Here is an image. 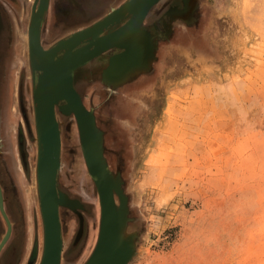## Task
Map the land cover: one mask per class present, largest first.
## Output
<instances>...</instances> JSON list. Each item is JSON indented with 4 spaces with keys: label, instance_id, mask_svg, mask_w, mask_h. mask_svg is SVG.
Wrapping results in <instances>:
<instances>
[{
    "label": "rangeland",
    "instance_id": "obj_1",
    "mask_svg": "<svg viewBox=\"0 0 264 264\" xmlns=\"http://www.w3.org/2000/svg\"><path fill=\"white\" fill-rule=\"evenodd\" d=\"M31 1L0 0V82L12 135L21 128L27 136L40 231L34 74L26 38ZM94 1L93 10L67 25L50 10L43 45L90 25L118 0ZM170 7L181 14L169 20ZM149 14L154 17L143 19V28L160 36L172 27V38L155 48L150 70L126 75L113 96L86 62L73 79L103 132L102 157L127 206L123 236H132V248L125 264H264V0H160ZM153 66L151 77L142 78ZM59 108L58 186L81 204L77 211L59 206L60 264H83L97 241L99 196L74 115ZM113 197L119 206L115 190ZM110 247L101 264L112 262Z\"/></svg>",
    "mask_w": 264,
    "mask_h": 264
},
{
    "label": "water",
    "instance_id": "obj_2",
    "mask_svg": "<svg viewBox=\"0 0 264 264\" xmlns=\"http://www.w3.org/2000/svg\"><path fill=\"white\" fill-rule=\"evenodd\" d=\"M132 1L133 0H126L122 4H120L119 7H117L118 12L116 13L117 15L115 17H112V12L108 13L107 15L95 21L91 25L79 29L75 32H72L67 37L56 41L54 44L47 48H44L41 43V28L49 0H40V5L38 9H32L28 23V45L30 47V50L29 48L28 50L32 61L33 74L35 76V73L39 72V76L40 74L43 75L49 67L51 70H54V65L57 66L58 72L61 70L63 71V74L65 75V78L63 80L66 84V88L64 90L59 91V93L56 95L57 98H55L54 101H58L62 97L66 96L65 93L67 92L65 91H68L72 101L75 104L74 111L77 117L75 118V121L78 128L81 149L86 160L89 174L92 176L98 191L100 203V225L97 241L92 253L89 255V257L83 264H100L99 261L101 259V253L104 250L103 247H105L108 242L112 245L114 249L112 253L113 260L111 264H125L126 260L131 255V243L122 242V240H120L121 236L124 237L122 232L123 229H125V223L127 218V206L122 198L123 196L118 185L119 180L117 177H113V175L107 169L106 163L102 157L103 132L96 123L93 109H88L83 103L80 93L74 86L73 79L75 70L79 66L84 65V62L86 60L93 58L94 56L100 54L101 52L110 47L125 48L126 50L129 47H137V49H135L137 52L135 57H132V54H130V58H128V60L126 61L127 63L125 61L123 62V67H132L128 69V74H132L134 72L139 71V69L136 70V68H140L143 59H139L141 57V48L140 43L136 40H144L142 44L144 43L146 45L145 41L148 37L147 35H149L147 33L149 32L146 30L148 29V27H142L143 19L148 9L157 0H146L143 8L139 10L136 15H133L134 10L131 4ZM182 1L187 3L191 0ZM180 14L181 10L177 7H170L165 13L169 20L172 19V17ZM123 16H125L124 18H126L128 21L126 20L127 22L122 25V27H120L116 31H113L115 33H109L111 34L110 37L112 36L111 38H109L110 41L105 42L103 46L95 48L90 52L83 53L86 58L80 60L78 63H76V61L79 56H76L77 58L74 59L71 58V60L69 59L67 61L65 55L63 56L61 53L58 52L69 40L71 42L78 41L79 37L77 38V36L82 32L89 31L98 25L100 27H106L110 25L111 21L115 18L118 17L117 21H119V19ZM117 21H115L114 23H116ZM123 28H125L126 30L125 35L114 39V35L118 32H121ZM134 43L136 45H134ZM32 51L34 54L32 53ZM114 57L115 56L110 58L109 63ZM115 65L118 68L119 64ZM117 70L119 72H117V77L119 79L121 76L119 77L118 74H120L123 69L119 68ZM108 75L110 76L111 73H109ZM102 77L104 78L105 75ZM115 79H112V81ZM105 81L111 82V79H107L105 77ZM36 88L39 89V80L36 85ZM36 88H34V93L32 92V96L35 99V129L37 140L36 180L38 184V193L40 198L41 216L43 221L44 232L43 255L39 264H60L61 242L58 239L59 245L57 247L53 246V238L49 231V222L51 221V223L53 224L56 236H60L61 225L59 219V206H67L73 209L74 211H77V208L81 207V204L78 200L70 198L65 192L61 191L58 186L60 156L59 123L56 121L55 118L54 101H52L47 107L50 128L45 127V125L43 124L41 120L40 109L41 99L37 93L38 89ZM49 132L50 134L52 132V136H49ZM58 188L61 194L60 199H58ZM113 190L117 191L120 196L119 206H117L114 202ZM114 233H117V236L119 234V240L116 239V234ZM131 237V235H128L124 238L131 242ZM52 253H55L54 259L52 260L53 262H51ZM106 257L104 258L106 259Z\"/></svg>",
    "mask_w": 264,
    "mask_h": 264
},
{
    "label": "flooded vegetation",
    "instance_id": "obj_3",
    "mask_svg": "<svg viewBox=\"0 0 264 264\" xmlns=\"http://www.w3.org/2000/svg\"><path fill=\"white\" fill-rule=\"evenodd\" d=\"M93 1L92 0L91 1L90 0H86V1L85 0H49L46 14H48L49 11L53 9L54 13H56L59 24L67 25L70 23V21H77L80 15L84 13L87 14L88 11L93 10L94 7L91 8L90 6L97 5V2L95 1L93 2ZM110 1L113 0H107L106 3H104L103 1L100 2V4L101 3L105 5L108 3L110 4ZM124 1L126 0H118L116 2H112V4H110V6L107 7V10L92 23L107 15L109 11H111L118 5L122 4ZM159 1L160 0L155 1L148 9L144 17L145 23L149 20V16H151V19L154 17L153 15L149 14V11L152 8V6L155 3H158ZM32 2L33 0L31 1V6H32ZM125 20L126 18H124L120 22H116L112 25L110 24V27H108V29L104 31H102L103 30L102 29L98 34H96V36H101L102 34H105V32L109 31V29L112 30L118 28L125 22ZM92 23H90V25ZM123 30L124 29H122L121 32ZM146 30L152 36V42L154 47L157 33L154 32L153 29L151 28H148ZM70 33L59 37L58 40L68 36ZM163 37L164 38L162 39L161 37H158L156 44V51L157 49H159L160 43L166 42L165 41L166 39L168 41L172 38V27L169 30L166 29L165 35ZM26 38L28 41V34L26 35ZM41 43L43 45L42 28H41ZM85 43H86L85 41L80 42L78 44V47L84 45ZM43 47L46 48L44 45ZM119 51L120 48L110 47L104 50L103 52H101L100 54L94 56L93 58L86 60L85 62L87 64L95 66V68H93L92 71L91 69L89 70L90 74L93 77L94 76L102 77V70L106 67L108 63L103 64L102 66H97V65L107 62L111 55L116 54ZM153 69L154 66L152 67L150 73L147 74L150 76L142 75L144 76L142 78L148 79L149 77H151V74L153 73ZM36 78L38 79V76L35 75L33 89L34 86L36 88L37 85ZM99 83H100V88L102 87L101 89L103 91L105 90L104 92L109 93L110 96H113L112 90H114V88H111L108 85L101 83V81H99L98 84ZM4 94H5V90L3 89L2 83L0 82V264H38L40 263L39 260L41 261L43 255V221L41 216V228L39 231V226L36 227L37 224L34 223V218H33V204H34L33 196H32L33 174H32V164L31 162H28V159L30 160V156L28 157V152H27L28 149L26 148L27 136H25V133H23L21 128L19 134L16 135L17 131L14 130L13 131L14 135H12V126L14 121H12L9 118V115L7 113V107L3 100ZM134 95L138 96L140 94L134 93ZM17 103L20 114H22L21 112L22 104L20 103L19 89L17 93ZM56 104L59 105L62 104L57 102L54 103L55 118L57 121ZM121 107L122 106L120 105V108ZM121 109L122 110L124 109L123 111L125 112L124 107H122ZM126 109L128 111L129 110L131 111L130 105L129 107L127 106ZM32 113L34 117L33 105H32ZM61 148H62V144H61ZM35 174H36V161L34 165V175ZM35 178L36 177L34 176V180ZM37 200H38V194H37ZM37 203L39 207L40 206L39 200L37 201ZM40 215H41V211H40ZM34 230L37 233V236H35V238H34V234H35Z\"/></svg>",
    "mask_w": 264,
    "mask_h": 264
},
{
    "label": "bare ground",
    "instance_id": "obj_4",
    "mask_svg": "<svg viewBox=\"0 0 264 264\" xmlns=\"http://www.w3.org/2000/svg\"><path fill=\"white\" fill-rule=\"evenodd\" d=\"M145 2H146V0H133L131 2L133 10H134V14L133 15H136L139 12V10H141L143 8ZM36 3H37V6H36ZM39 5H40V0H33L32 6H31V10H30V15H31L32 9L34 8L35 10H37ZM117 7H119V5ZM117 7H115L114 9H112L111 11L108 12V13L112 12L111 13L112 17H115L117 15L116 14L118 12L117 11V9H118ZM30 15H29V19H30ZM124 17L125 16H123L121 18L119 17L120 18L119 21H117V18H118L117 17L114 20H112L110 24L111 25H112V23L114 24L115 21L120 22L121 20L124 19ZM126 20H125V22L122 25H124L128 21V20L127 21ZM28 23H29V21H28ZM122 25L119 26L116 29H112L111 31H106L105 34H102L101 36H96V34H98L102 29H103L102 31H104V30L108 29V27H110V25L106 26V27L105 26L100 27L98 25V26L94 27L93 29H91L89 31L82 32L81 34H79L77 36V38L79 37L78 41H75V42L72 41L71 42L69 40L68 42H66V44L58 52L61 53L63 56L65 55L67 61L69 59L71 60V58L74 59V58H77L79 56L77 61H76V63H78L80 60L86 58L83 53L90 52V51H92L95 48L103 46L105 44V42L110 41L109 38L112 37V36L110 37V35L112 33H115L113 31H116L117 29L122 27ZM123 29L124 30L122 32L116 33L114 35V39L117 38V37L119 38V37H122V36L125 35L126 30H125V28H123ZM109 33H111V34H109ZM27 34H28V28H27ZM147 36L148 37L146 38V41H145L146 45L144 43L142 44V42L144 40L143 41L142 40L138 41L139 39L136 40L137 42L140 43V48H141V57L139 59H141V60L143 59V61H148L149 57H151V54H152V51H153L152 38L150 37V35H147ZM28 40H29V36H28ZM82 41H85L86 43L84 45L78 47V44L80 42H82ZM27 45H28V41H27ZM134 45H136V44L134 43ZM141 45H143V46H141ZM28 48L30 50L29 45H28ZM130 49H132V50H130ZM135 49H137V47H129V48H127V50L125 49L121 53H118V54L114 55L115 57L110 61V63L108 62L109 64H107L106 67L102 70V76L105 75V77L107 79L109 78L111 80L117 78V72H118L117 69H119L120 66L118 65V68H117V66L115 64H118L120 60L121 61L123 60V61L126 62L128 60V58H130V54H132L131 55L132 57H135V55L137 53ZM32 53H33V51H32ZM78 54H80V55H78ZM141 63H143V62H141ZM106 68H107V70L109 72L106 70ZM130 68H132V67L129 66V67H126L125 69H123L121 71L122 74L121 73L118 74L119 77L121 76V77L124 78L126 75H128V73H126V72ZM137 69H139V68H136V70ZM55 71H57V66L54 65V70H51L50 67H49L48 70L43 75L40 74V76H39V72L35 73V75L38 76V79L36 78V83H38V80H39V89L38 88H36V89H38L37 93H38V95H39V97L41 99V103H40L41 120H42L43 124L45 125V127H47V128H50V121H49V116H48V112H47V107L52 101L55 100V98H57L56 95L59 93V91L60 90H64L66 88V84L64 83V80H63L65 78V75L63 74V71L62 70L59 71V72L58 71L55 72ZM111 71H113V73H111ZM109 73H111L110 76L108 75ZM105 77L103 79H105ZM111 77H113V78H111ZM34 78H35V76H34ZM70 81H71V72H70ZM34 88H35V86H34ZM33 91H34V89L32 90V92ZM65 92H67V93H65ZM65 92L64 93H65L66 96L62 97L58 101H54V103L57 102V103H61L62 104V105H60L59 109H61L62 111L64 110L63 112H64V114L66 116L71 114V115H74V118H77L76 117V113L74 111L75 104L72 101L71 96L68 93V91H65ZM33 106H34V126H35V99L34 98H33ZM57 128H58V126H57ZM35 135H36V129H35ZM49 136H52V132H51V134L49 132ZM36 145H37V140H36ZM60 152H61V139H60ZM60 159H61V155L59 156V167L61 166L60 165ZM36 165H37V152H36ZM58 173H59V171H58ZM35 177H36V174H35ZM34 182H35L34 183L35 187L37 189V194H38V199H39V204H40V198H39V193H38V184H37L36 178H35ZM60 195L61 194L59 193V190H58V199H60ZM40 211H41V205H40ZM99 225H100V223H99ZM49 231H50V234H51V236L53 238V246L57 247L59 245V240H60V242H61L60 243V247H61L60 248V250H61L60 251V255H61L62 247H63V239H62L61 233H60V236H56L55 228H54L53 224L51 223V221L49 222ZM98 231H99V229H98ZM122 233H124V229H123ZM114 234H116V239L119 240V234H118V236H117V233H114ZM43 235H44V232H43ZM120 240H122V242L130 243L129 240L125 239L122 236H121ZM109 245H110V243L108 242V246ZM43 246H44V238H43ZM107 247L106 246L103 247L104 250L101 253L102 254L101 255V259L99 261L100 264L102 263V260H103L102 257L104 255L105 250L107 249ZM113 250L114 249H113V247L111 245L110 254L113 253ZM54 255H55V253H52L51 262H53L52 260L54 259Z\"/></svg>",
    "mask_w": 264,
    "mask_h": 264
},
{
    "label": "crops",
    "instance_id": "obj_5",
    "mask_svg": "<svg viewBox=\"0 0 264 264\" xmlns=\"http://www.w3.org/2000/svg\"><path fill=\"white\" fill-rule=\"evenodd\" d=\"M164 30H166V29H164ZM164 30L162 31V34L160 35V36H162L163 35V32H164ZM154 32H158V31H155V30H153ZM158 36H159V34L157 33V36H156V38H155V46H154V48H153V51H152V54H151V57H149V60L148 61H142L143 63L140 65V68H139V71H137V73L138 74H142V73H145L146 71H148V70H150V68L148 67V65L149 64H152V62L154 61V55H155V53H156V51H155V48H156V44H157V39H158ZM159 36V37H160ZM124 51L125 50V48H120V51L119 52H121V51ZM118 52V53H119ZM118 53H116V54H118ZM116 54H113V55H111L110 57H109V59H108V61H107V63L109 62V60H110V58L111 57H113L114 55H116ZM124 61L122 60V61H120L118 64H119V66H120V68L121 69H125L126 68V66L125 67H123V63ZM106 63V64H107ZM111 73H113V71H111ZM127 73H128V71H127ZM135 73V72H134ZM122 74V73H121ZM133 74V73H132ZM130 75L131 74H129V78H130ZM126 77H128V76H126ZM125 77V78H126ZM125 78H123V77H120L119 79H118V77L115 79V80H111V82L110 81H105V79H103V77H100V76H97L95 79H98V81H101V82H103L104 84H106V85H108L109 87H111V88H114L115 86H117V85H119L121 82V80H123V79H125Z\"/></svg>",
    "mask_w": 264,
    "mask_h": 264
}]
</instances>
